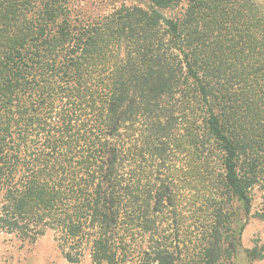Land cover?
<instances>
[{
    "label": "trees",
    "instance_id": "16d2710c",
    "mask_svg": "<svg viewBox=\"0 0 264 264\" xmlns=\"http://www.w3.org/2000/svg\"><path fill=\"white\" fill-rule=\"evenodd\" d=\"M255 197L264 220V0H0V232L232 264Z\"/></svg>",
    "mask_w": 264,
    "mask_h": 264
},
{
    "label": "rangeland",
    "instance_id": "374dc122",
    "mask_svg": "<svg viewBox=\"0 0 264 264\" xmlns=\"http://www.w3.org/2000/svg\"><path fill=\"white\" fill-rule=\"evenodd\" d=\"M73 17L92 19L111 12L122 5L147 7L148 0H68ZM259 198L255 197L251 212L245 220L241 233V249L232 264H264V258L248 256L254 246L264 251V220L256 212ZM0 264H92L86 255L79 263H69L60 254L53 234L47 231L35 241L21 240L0 232Z\"/></svg>",
    "mask_w": 264,
    "mask_h": 264
}]
</instances>
